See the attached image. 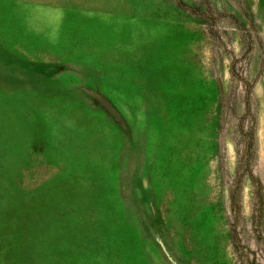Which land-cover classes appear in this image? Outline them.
<instances>
[{
  "label": "rangeland",
  "instance_id": "374dc122",
  "mask_svg": "<svg viewBox=\"0 0 264 264\" xmlns=\"http://www.w3.org/2000/svg\"><path fill=\"white\" fill-rule=\"evenodd\" d=\"M0 264H264V0H0Z\"/></svg>",
  "mask_w": 264,
  "mask_h": 264
},
{
  "label": "water",
  "instance_id": "95a60500",
  "mask_svg": "<svg viewBox=\"0 0 264 264\" xmlns=\"http://www.w3.org/2000/svg\"><path fill=\"white\" fill-rule=\"evenodd\" d=\"M84 91L86 93H88L89 95H91L92 97H94L97 101H99L101 103V105H103L110 113L112 114H116L114 108L99 94L92 92L91 90L87 89V88H83Z\"/></svg>",
  "mask_w": 264,
  "mask_h": 264
}]
</instances>
